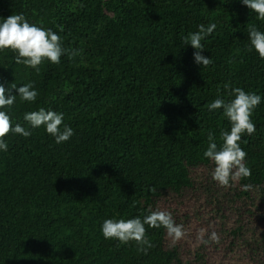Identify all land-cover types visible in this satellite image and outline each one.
<instances>
[{
    "label": "trees",
    "instance_id": "1",
    "mask_svg": "<svg viewBox=\"0 0 264 264\" xmlns=\"http://www.w3.org/2000/svg\"><path fill=\"white\" fill-rule=\"evenodd\" d=\"M12 14L80 52L37 72L0 51V84L31 82L38 93L0 109L32 133H10L0 150V264H264V59L247 31L264 32L256 13L242 0H0V22ZM212 23L202 67L183 38ZM226 84L261 96L256 130L240 140L251 177L227 188L204 157L209 131L219 147L231 130L223 109L207 108L233 98ZM40 108L62 113L74 135L57 144L31 128L23 117ZM150 209L171 212L187 235L173 245L145 225L147 254L104 238L105 220ZM201 229L219 243H198Z\"/></svg>",
    "mask_w": 264,
    "mask_h": 264
},
{
    "label": "clouds",
    "instance_id": "2",
    "mask_svg": "<svg viewBox=\"0 0 264 264\" xmlns=\"http://www.w3.org/2000/svg\"><path fill=\"white\" fill-rule=\"evenodd\" d=\"M242 4L256 13L258 20L264 21V0H242ZM216 27L215 23L207 27L201 24L197 32L189 33L183 38L184 45H191L196 50L193 56L197 65L207 67L212 63L210 58L201 54L205 50L202 41L211 35ZM60 31H63L62 26ZM247 31L251 44L249 51L254 48L259 57L264 59V32L258 30L255 24H249ZM6 49L17 53L15 63L31 67L37 72L44 60L59 64L62 55H68L71 59L80 52L78 49L64 48L58 34L51 29L29 23L23 14H12L0 22V51ZM224 87L228 90L229 96L233 98L228 101L217 98L207 105V108L209 111L223 109V115L231 123V130L230 132H221L222 144L219 147L215 136L209 131V144L204 152V157L215 165L212 179L221 187L227 188L232 186L230 182L235 183L251 177V169L245 163L247 153L242 149L240 140L244 133L251 135L256 130L251 117L254 109L261 103V96L254 92H246L240 87L230 89L228 84ZM12 90L18 92V95H13ZM37 95L38 93L34 90V85L31 82L18 88L15 83H12L7 89L3 84H0V109L13 106L17 96L23 101L34 102ZM23 119L33 129L44 126L46 132L55 138L57 144L67 142L74 135L70 126L64 125L61 128L64 121L62 113L40 108L37 111L25 113ZM10 133L19 134L25 138L32 134L19 123L13 126L11 116L6 111L0 110V150H8L5 138ZM252 187L251 184H244L242 190L250 191ZM149 191L155 193L156 189L153 187ZM145 225L151 228L163 227L166 229L173 245L187 235L184 225L177 224L171 212L159 209L155 211L150 209L149 214L143 220L139 217L127 220L107 219L103 222L102 234L105 239H116L121 244L135 242L138 250L147 254V249L153 245L146 237ZM204 232V229L200 230L197 237L198 243L204 245H207L209 241L219 243V236L215 231L211 232L207 240L203 238Z\"/></svg>",
    "mask_w": 264,
    "mask_h": 264
}]
</instances>
